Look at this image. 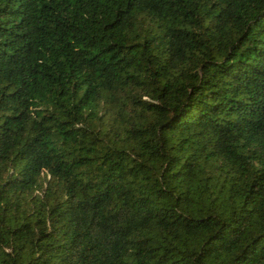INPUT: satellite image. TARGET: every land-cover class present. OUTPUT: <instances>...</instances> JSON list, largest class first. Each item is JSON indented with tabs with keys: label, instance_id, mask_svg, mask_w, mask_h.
<instances>
[{
	"label": "trees",
	"instance_id": "1",
	"mask_svg": "<svg viewBox=\"0 0 264 264\" xmlns=\"http://www.w3.org/2000/svg\"><path fill=\"white\" fill-rule=\"evenodd\" d=\"M0 264H264V0H0Z\"/></svg>",
	"mask_w": 264,
	"mask_h": 264
}]
</instances>
